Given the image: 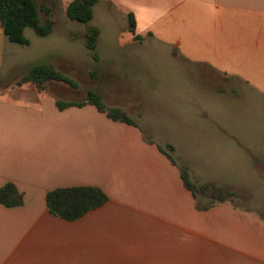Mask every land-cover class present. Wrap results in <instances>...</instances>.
Instances as JSON below:
<instances>
[{
    "label": "crops",
    "instance_id": "obj_1",
    "mask_svg": "<svg viewBox=\"0 0 264 264\" xmlns=\"http://www.w3.org/2000/svg\"><path fill=\"white\" fill-rule=\"evenodd\" d=\"M72 1L61 3L66 9ZM129 14L140 40L130 33ZM91 24L100 30L98 64L108 63L98 53L105 26H117L116 33H129L135 46L158 47L173 59L207 67L264 107V0H99ZM27 39L25 48L32 42ZM14 48L0 25V57ZM2 59L0 73H8ZM116 68L122 71L121 62ZM25 85L8 81L0 89L17 90L19 98ZM36 91V110L0 109V188L13 183L24 201L13 208L0 204V264H264V207L237 203L250 196L223 178L213 161L195 164L202 146L225 152L231 164L240 153L245 169L256 170L264 184V149L252 144L250 133L239 141L217 126L184 131L180 143L161 141L145 135L128 101L113 105L138 127L112 121L92 105L60 111L55 99ZM158 145L173 146L174 159L196 185L216 184L239 198L197 209L179 168ZM70 187H98L108 200L76 221L63 220L51 214L46 198Z\"/></svg>",
    "mask_w": 264,
    "mask_h": 264
},
{
    "label": "rangeland",
    "instance_id": "obj_2",
    "mask_svg": "<svg viewBox=\"0 0 264 264\" xmlns=\"http://www.w3.org/2000/svg\"><path fill=\"white\" fill-rule=\"evenodd\" d=\"M46 2L48 5L56 3L52 34L41 38L26 29L31 46L14 44L18 51L8 58L0 57L3 65L11 68L8 73H0V88L5 82L19 81L34 66L52 64L74 79L79 87L74 90L63 83L50 82L42 98L82 101L89 90H95L105 97L108 106L124 105L127 101L135 104H127L131 110L128 112L134 119L142 118L138 123L148 137L180 143L184 131L212 132L221 126L233 131L239 141L250 133L252 144L258 147L260 143L264 149V107L245 93L241 85L227 84L207 67L173 59L158 47L135 46L130 42L129 33L118 34L117 26L108 24L98 48L100 57L108 63L98 64L83 46L85 25L68 19L61 0ZM41 17L44 19L43 12ZM118 62H121L122 71L116 68ZM16 91L0 89V99H4L0 101V109L33 111L39 108V103L34 101L39 98L34 86L25 85L24 93L18 91L19 98L13 96ZM33 106L36 107L32 110ZM214 149L202 146L199 155H195V164L203 166L213 161L223 178L236 183L240 192L250 196L237 203L252 210L264 207V184L258 180L257 171L245 169L240 153L235 154L236 160L231 164L225 160V152Z\"/></svg>",
    "mask_w": 264,
    "mask_h": 264
},
{
    "label": "trees",
    "instance_id": "obj_3",
    "mask_svg": "<svg viewBox=\"0 0 264 264\" xmlns=\"http://www.w3.org/2000/svg\"><path fill=\"white\" fill-rule=\"evenodd\" d=\"M98 2L99 0H73L66 8V16L70 21L85 25L86 30L82 35L84 46L95 62H99L96 49L100 30L91 23L94 18V7ZM55 7V2L48 5L46 0H41L40 3L38 0H0V25L4 36L9 42L19 46L30 44L25 36L26 29H31L38 37H48L55 27ZM42 12L44 19L41 17ZM128 20L130 33L134 35L136 40H140V37L136 35L134 16L129 14ZM50 82L63 83L74 90L79 87L74 79L63 74L52 64L34 66L17 81V84H32L38 91L44 92ZM104 98L99 91L89 90L86 98L82 101L57 99L56 106L60 111H64L71 107L82 108L86 105H92L112 121L138 127L136 121L125 110L120 107L108 106ZM158 148L179 168L185 187L192 192L197 201V209L208 210L224 202L234 204L235 200L239 198V195L232 189L216 184L196 185L192 182L188 170L177 164L172 155L174 151L172 145H167L166 148L158 145ZM200 197L207 198L209 202L201 203ZM46 200L51 214L66 221H76L87 213L102 207L108 198L103 190L98 187H70L50 191ZM23 202V194L18 191L13 183H7L0 188L1 205L13 208L22 206ZM260 216L264 218V212L260 213Z\"/></svg>",
    "mask_w": 264,
    "mask_h": 264
}]
</instances>
